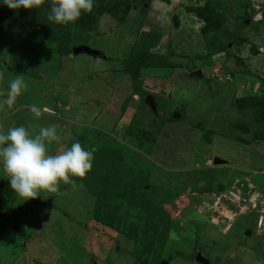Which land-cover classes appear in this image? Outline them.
<instances>
[{
  "label": "rangeland",
  "instance_id": "rangeland-1",
  "mask_svg": "<svg viewBox=\"0 0 264 264\" xmlns=\"http://www.w3.org/2000/svg\"><path fill=\"white\" fill-rule=\"evenodd\" d=\"M163 1L129 0V12L112 6L115 16L104 10L85 31L76 20L67 25L65 43L57 25L46 30L39 11L0 7L9 16L0 22V100L17 75L27 84L12 108L0 109V131L24 126L35 135L55 125L59 140L47 146L48 154L79 141L97 155L96 171L84 178L93 190L137 184L151 197L141 201L138 194L133 205L113 199L96 225V197L83 182H61L57 193L41 191L26 200L11 189L0 166V264H143L135 252L146 240L156 244L151 264H203L198 253L210 264H264V236L256 233L252 214L231 222L220 215L235 211L233 194L247 196L240 179L220 190L222 184L245 170H264V137L255 136L264 134V108L251 107L257 95L264 103L263 1L219 0L223 28L207 34L189 11L206 0ZM151 25L163 36L157 30L150 52L168 56V64L142 67L133 81L123 70L125 59L146 49ZM83 45L100 55L70 51ZM197 70L204 78L193 74ZM236 87L240 95L234 97ZM239 100H249L246 117L232 109ZM32 105L41 109L40 117ZM215 157L228 164H214ZM219 192L225 201L216 207ZM150 216L154 223L145 220ZM247 222L251 235L242 226Z\"/></svg>",
  "mask_w": 264,
  "mask_h": 264
},
{
  "label": "clouds",
  "instance_id": "clouds-1",
  "mask_svg": "<svg viewBox=\"0 0 264 264\" xmlns=\"http://www.w3.org/2000/svg\"><path fill=\"white\" fill-rule=\"evenodd\" d=\"M160 1L164 3L163 0ZM256 1L254 0V2ZM2 2L12 10L20 8L30 10L40 8L45 4L46 0H2ZM49 7L50 12L47 15V20L50 23L67 26L69 23H74L81 16L82 12L91 11L93 0H50ZM230 80L231 76L229 75ZM26 90L27 84L23 76L17 75L8 84L7 97L4 100H0V109H4L5 106L12 108L17 99ZM31 111L36 118L40 117L41 109L37 106L32 105ZM57 140H59V136L57 135L55 125L40 127L35 135L24 126L10 127L6 132L0 131V166H2L10 182L11 189L19 197L28 200L37 198L41 191L57 193L61 182L75 186L73 178H83L91 169L92 151L82 147L79 141L73 142L70 148L59 154H48L47 146ZM261 173L264 175V171ZM245 187L249 192L245 193L247 196L241 195L240 197L246 201H234L236 203L234 212H230L225 207H222L226 212L225 215H222V213L220 215L223 218L229 219L230 222L246 214L251 213L252 217L258 215L256 219L257 226L260 216H264L260 212V209L264 208V190L254 192L251 195V192L255 188L251 184H246ZM219 193L217 197L223 195L221 192ZM255 194L260 195L257 208L252 207ZM234 196L233 199H236ZM248 196L249 198L247 199ZM223 201H225L224 198ZM219 206H222V202L216 207ZM215 212L219 213L220 211L215 210ZM248 231L252 230H247L246 234ZM260 235L264 236V233Z\"/></svg>",
  "mask_w": 264,
  "mask_h": 264
},
{
  "label": "trees",
  "instance_id": "trees-1",
  "mask_svg": "<svg viewBox=\"0 0 264 264\" xmlns=\"http://www.w3.org/2000/svg\"><path fill=\"white\" fill-rule=\"evenodd\" d=\"M141 3H143L144 0H138ZM153 0H149V2H151ZM219 0H206L205 5L204 6H197L196 8H189V11L191 13L196 14V16L201 19L204 22V26L202 27V33L207 34L210 31H220L223 28L224 22H225V18L222 14H220L217 10L218 6L215 3H218ZM148 2V3H149ZM49 3L50 0H46L45 4L42 5L40 8L35 9L36 11H39V13L41 14V17L39 18V21L41 23H44L46 30H48V27L55 24V23H50L47 20V15L50 12V7H49ZM147 3V4H148ZM132 3H129V0H93V8L91 11L89 12H82L81 16L77 19L79 21V23L81 22L83 25V29L82 31H85V27H86V23L90 20H95L100 14L103 15V11L106 10L109 14L115 16V12L111 11L112 6H116V11H118L119 9L123 11H125V9ZM146 4V6H147ZM3 2L2 0H0V7L3 6ZM151 5V3H150ZM143 7V6H142ZM132 8V7H131ZM144 15H148L149 13V9L144 7ZM30 10H34V9H30ZM3 11V10H2ZM127 11L129 12L130 9L127 8ZM1 13V11H0ZM6 17L9 16H2L0 14V22L3 21L4 19H8ZM100 17V16H99ZM98 17V18H99ZM175 18V17H174ZM179 22V19L176 21V23ZM179 24V23H177ZM43 25V26H44ZM57 25V24H55ZM81 26V25H80ZM91 27V24L89 25ZM57 27L59 29H61L62 32L65 33V35H61L59 36L60 38L63 39V41L61 43H65L67 41V39L69 38L70 35H67L68 33H71V30L64 25H57ZM150 27L154 28V29H158L155 25H151ZM159 30V29H158ZM87 31V30H86ZM147 35V39H143L144 40V47L146 48L145 50L142 49L141 51H138L137 54H130L126 57L125 59V65L123 67V70L126 71L127 73H129L131 75L132 80H137V75L139 73V70L142 67H147V66H157L158 64L160 65H167V59L169 58L168 56H157L155 54H152L151 49L154 45L155 42V35L153 32H146ZM79 36V35H77ZM142 40V41H143ZM255 49V48H254ZM73 47L70 49V51L73 53ZM254 52L256 54H260V51L258 49L254 50ZM227 77V76H226ZM143 95V99H146L147 94L145 92H142ZM245 99V98H244ZM243 99V100H244ZM262 96L257 95L255 97H253L252 99V104L251 107H258L260 105H263L264 108V103L262 102ZM243 100H239L237 103V106L239 108L242 109H246L248 108L250 105L247 104L249 102V100L247 102H244ZM251 100V98H250ZM262 103V104H261ZM262 132H257L255 134V136L258 138L259 135H261ZM146 135V133H145ZM261 139V138H260ZM255 140V139H254ZM245 142L249 143L250 141L245 140ZM93 152V151H92ZM94 156H97L96 154L92 155V159ZM91 169L93 171H96L94 169V164L92 163V167ZM89 172L86 173V175H88ZM91 174V173H90ZM85 177L83 178H79V177H75L73 178L76 182H83L85 185L88 186V184L85 182ZM230 182L227 184H222L223 186L220 187V190H222V188H229L230 184H232V180H229ZM135 182L139 183L142 186L141 181L138 182L135 180ZM113 187L116 185V183H112ZM118 186L113 188L110 187L109 185H105L104 186V192H97L95 190H93V188H91L92 185H89L87 188L90 190V192L96 197V207L94 209V217H95V224L97 225V223H103L104 219H103V215H102V211L104 210V208H108L109 206H111L113 199L115 198H122L125 199L129 204L135 202L136 197L138 194L142 195V197H140L139 199L145 200V198L150 199L151 197L149 196V192L148 193H140L141 188L137 185L134 184V187L131 188L130 190H124L123 191V186L120 184H117ZM110 190V191H109ZM131 205V204H130ZM2 216V214L0 213V217ZM258 215L254 216V221L257 219ZM154 216H150V218L145 217V220L148 221H153L154 223ZM121 220L118 219V221ZM127 219H125L126 221ZM148 226H151L148 225ZM244 231L247 232V230L251 229V227L249 226L248 222L242 224ZM118 228V227H117ZM152 228V227H151ZM120 229V228H119ZM118 229V230H119ZM134 231L137 232L138 230H140L141 228H135L134 227ZM143 230V229H142ZM149 230L148 227L146 226L145 231ZM122 234V233H121ZM130 233H127V236L129 237ZM247 235V234H246ZM135 236H137V234H135ZM138 237V236H137ZM112 240V239H111ZM114 241V240H113ZM153 243H151L149 240H146L141 248V250H137L135 252V254L138 255V258L136 259V261L138 262L140 259L143 260V264H151L153 259H155V256H153L154 251V246L156 245L154 243V241H152ZM156 248V247H155ZM150 254H152L151 258ZM151 261V262H150ZM133 264V263H132Z\"/></svg>",
  "mask_w": 264,
  "mask_h": 264
},
{
  "label": "crops",
  "instance_id": "crops-1",
  "mask_svg": "<svg viewBox=\"0 0 264 264\" xmlns=\"http://www.w3.org/2000/svg\"><path fill=\"white\" fill-rule=\"evenodd\" d=\"M150 29L154 32V34L157 32V30L159 29H154V28H152V27H150ZM163 30V29H162ZM162 31H161V29H159V31L157 32V33H159L160 35H162L163 36V34L161 33ZM159 34H156V35H158L159 36ZM165 34H166V32H165ZM201 72H202V70H200ZM217 75H219L218 77L219 78H221V76H222V73H220V74H217ZM221 75V76H220ZM232 76V75H231ZM214 77V76H213ZM223 77V76H222ZM198 78H204V75L202 74V76L201 77H198ZM220 81H223V80H220ZM240 88H241V86H239ZM239 87H236L235 88V90H234V97L237 95V92H238V95H240V88ZM239 99H243V98H241V96H240V98ZM233 109V111H234V113H236L238 116H239V114L240 115H242V116H247V114L250 112V109H252V108H246V109H242V108H239L237 105H236V107H235V109L234 108H232ZM239 113V114H238ZM257 113H258V111H257ZM262 115V116H261ZM238 116H235L234 115V117H236V118H238ZM259 116H261L262 117V119H264V115L263 114H260ZM254 117V119L255 120H261L260 118H258V116H253ZM244 119V118H243ZM255 131H256V129H254ZM257 133V132H256ZM262 136L260 137V138H262V137H264V134H261ZM242 143H244L245 145H249V146H252L253 145V143H252V140H250V142L249 143H247V142H245V141H242ZM257 144V143H256ZM257 148V147H256ZM219 158V157H218ZM221 159V158H220ZM223 160V159H222ZM228 164V162L226 161V160H224V163L221 165V167L222 168H224L226 165ZM229 166V165H228ZM264 170H260L259 171V169H257V168H251V169H248V170H245V171H243L242 173H240L241 175H239L238 177H236L235 179L234 178H232L231 180H232V185H233V183L235 182V181H239V179L242 181L241 183H243L244 185H246V184H251L255 189H254V192H257V191H263L264 190V175H262V173L261 172H263ZM263 176L262 177V182H259L258 181V179H257V177L258 176ZM231 184H230V187L232 186ZM229 187V188H230ZM234 187V186H233ZM226 189V188H225ZM243 190H245V193L246 192H249V190H247V188L245 187V188H243Z\"/></svg>",
  "mask_w": 264,
  "mask_h": 264
},
{
  "label": "water",
  "instance_id": "water-1",
  "mask_svg": "<svg viewBox=\"0 0 264 264\" xmlns=\"http://www.w3.org/2000/svg\"><path fill=\"white\" fill-rule=\"evenodd\" d=\"M73 52L75 55L80 54V53H86V54L93 55V56H99L100 55V52L98 50H94V49H92L86 45L74 48ZM193 74L196 76H199V77L202 76V72L200 70L193 72ZM146 101L149 102L151 107L154 108V102L152 101L151 96H147ZM223 163H224V160H222L218 157L214 158V164H223ZM247 235H251V232L248 231ZM197 261L200 263H203V264H210V261L207 258H204L201 253L197 254Z\"/></svg>",
  "mask_w": 264,
  "mask_h": 264
},
{
  "label": "built area",
  "instance_id": "built-area-1",
  "mask_svg": "<svg viewBox=\"0 0 264 264\" xmlns=\"http://www.w3.org/2000/svg\"><path fill=\"white\" fill-rule=\"evenodd\" d=\"M262 1H263L262 4L259 5L260 7H264V0H262ZM234 197L236 198V200L238 202H244V201H246L245 199H243L241 197H236V196H234ZM223 198H224V195H220L219 197H217V200L215 202V205L216 206L217 205H220L221 201H223ZM258 200H259V198L254 200V203H253V206H252L253 208H257L258 207ZM260 212L262 214H264V208L260 209ZM222 215H225V213L222 212ZM257 233L258 234L264 233V216L263 215L260 216V218L258 220V223H257Z\"/></svg>",
  "mask_w": 264,
  "mask_h": 264
}]
</instances>
